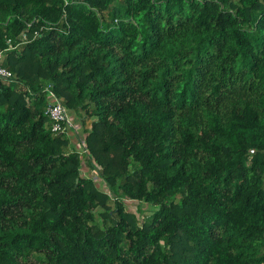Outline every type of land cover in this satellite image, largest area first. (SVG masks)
<instances>
[{"label":"trees","instance_id":"trees-1","mask_svg":"<svg viewBox=\"0 0 264 264\" xmlns=\"http://www.w3.org/2000/svg\"><path fill=\"white\" fill-rule=\"evenodd\" d=\"M0 51V264H264V0H0Z\"/></svg>","mask_w":264,"mask_h":264},{"label":"built area","instance_id":"built-area-1","mask_svg":"<svg viewBox=\"0 0 264 264\" xmlns=\"http://www.w3.org/2000/svg\"><path fill=\"white\" fill-rule=\"evenodd\" d=\"M2 53L0 51V84L9 78H11V72L6 67L2 66ZM48 103L46 106L45 114L50 121V130L54 134H62L70 136L77 128L76 123L72 120L68 113L67 108L62 104L54 92L49 88L46 89ZM86 149H82V152H86Z\"/></svg>","mask_w":264,"mask_h":264},{"label":"rangeland","instance_id":"rangeland-1","mask_svg":"<svg viewBox=\"0 0 264 264\" xmlns=\"http://www.w3.org/2000/svg\"><path fill=\"white\" fill-rule=\"evenodd\" d=\"M71 118L73 121H75V123L80 125V129H79L78 125L76 124L77 129L73 133H71L70 136H68V137L66 136V137L68 138V143H70V148L73 144V147L78 149V152H80L82 149H85V146H82V149H81V146L77 147L75 142L73 141L72 136H73V134H76L78 129H79V131L77 132V136H78V134H81V131L83 130V126H82L81 122L76 119L77 117L72 116ZM82 144L84 145L83 142H82ZM95 166L96 167H94L93 170L90 171V170H88L87 166L84 165L81 168V174L83 176H87V177L92 178L99 189H102V190L108 192V189H107L105 183L101 180L102 178L97 171V168L99 169L100 167H99V165H96V164H95ZM124 202H125L124 205L126 207V210L130 211L132 213H135L140 221H142L146 215L151 214V212L155 209V207H153L150 204H147L145 202H138L137 200H133V199L132 200L125 199ZM109 203L111 204V202H109ZM101 209L102 208H98L97 210L100 211ZM96 219L98 220L99 223H101V218L98 215L96 216Z\"/></svg>","mask_w":264,"mask_h":264},{"label":"crops","instance_id":"crops-1","mask_svg":"<svg viewBox=\"0 0 264 264\" xmlns=\"http://www.w3.org/2000/svg\"><path fill=\"white\" fill-rule=\"evenodd\" d=\"M78 147V146H77ZM82 165H83V161H82ZM83 167V166H82Z\"/></svg>","mask_w":264,"mask_h":264}]
</instances>
